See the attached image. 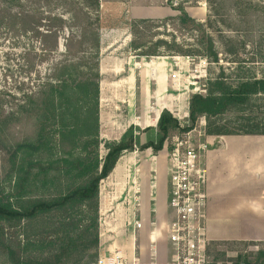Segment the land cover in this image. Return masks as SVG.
<instances>
[{"label":"rangeland","instance_id":"374dc122","mask_svg":"<svg viewBox=\"0 0 264 264\" xmlns=\"http://www.w3.org/2000/svg\"><path fill=\"white\" fill-rule=\"evenodd\" d=\"M154 1L98 0L99 6L94 9L83 0H0V198L7 208L18 213L16 219L19 221L14 226L0 223V264H7L4 256L7 247L21 256L39 255V247H36L39 243L34 241L36 243L29 247L25 240L30 227L24 214L34 203L48 202L52 196L44 176L19 181L17 169L32 162L44 165L76 157L78 152L72 142L83 134H93L94 117L97 136L102 142L118 139L124 132L133 134L128 128L134 120L131 121L125 111V82H118L125 76V57L146 53L147 47H153L158 56L147 60L174 58L177 63L174 71L179 75L177 92L160 91L157 98L151 81L146 96L136 97V114L143 115L146 110L152 113L149 121L133 122L140 129L139 145L158 139L150 122L154 119L153 112L165 111L164 104L172 106V112L178 113L173 117L184 124L187 118L183 114H187L191 96H204L210 79L222 74L227 82L235 83L241 78L263 75L264 0H210V3L206 0H164L163 6L170 5L175 10L171 18L143 20L141 24L142 20L127 18L128 4L144 6L163 0ZM177 9H182L199 28L184 26L179 21L181 13ZM87 34L96 37V46ZM206 36L212 40L216 62L204 56L207 44L204 41L201 44L200 39ZM141 45L144 50L135 49ZM94 74L99 76L97 103L93 100L92 88L84 87V82L88 81L86 77ZM65 85L70 86L66 95L73 101L68 108L61 103L58 92H63ZM50 100L55 118L44 124L47 126L39 140L40 128L50 114L45 112L44 103ZM246 113L264 121V97L253 98ZM237 116L235 112H228L210 122L232 130L237 125ZM207 124L204 117H199L185 137L184 133L172 130L160 152H170L176 140L186 138L195 145H206L203 152L200 150L202 158L209 148L220 146L215 140L207 144L204 135ZM67 131H72V135ZM247 137L245 142L254 149L253 160L264 164V138ZM258 138H262L261 142L252 146ZM237 142L233 146L235 150L246 149ZM24 144L36 148H20L12 156L15 147ZM98 155L99 158L105 155L103 143ZM168 174L167 163V196ZM100 188L98 199H103L109 190L101 182ZM164 205L169 211L167 202ZM253 237H258L257 233L250 234L248 230L242 235L237 233L206 241L204 264H236L240 258H246L250 264H264V256L259 255L264 253L261 239L264 236L251 241ZM164 242L165 247L158 249L161 258H157V264H171V248L167 241Z\"/></svg>","mask_w":264,"mask_h":264},{"label":"crops","instance_id":"0c3cea01","mask_svg":"<svg viewBox=\"0 0 264 264\" xmlns=\"http://www.w3.org/2000/svg\"><path fill=\"white\" fill-rule=\"evenodd\" d=\"M165 1L144 6L128 4L127 18L133 20L171 18L175 10L170 5L163 6ZM196 17L200 15L196 14ZM138 54L133 53L131 57H125V76L118 82L122 84L125 82V111L128 118L134 120L133 122L143 123L150 120L152 113L146 110L143 115L136 114V97H139V94L146 96L151 81L156 88L157 98L160 91L167 93L170 90L172 93L173 83L170 75L177 63L174 58L147 60ZM162 108L173 115L172 106L164 104ZM161 111L153 112L154 119L150 122L153 128H156ZM133 122H130L132 125H129L128 129L133 131L136 149L129 153L125 151V155L118 159L108 177L101 181L109 190L105 199L101 197L98 199L100 230L97 262L103 261V264L116 255L120 258V264H151L150 262L157 264V258H161L158 249L165 247L164 241H167L164 224L170 213L166 210L167 206L164 207L168 202L166 154L160 151L153 154L150 149L137 150L140 129L137 128L138 124ZM133 124L136 126L133 127ZM122 135L118 139L108 141L117 142ZM219 138L220 141L214 137H207L208 144L215 140L214 142L220 146L209 148L201 158V163L206 169L207 201L202 220L204 236L207 241H214L220 236L230 237L237 233L242 235L249 230L250 234L257 233L258 236L253 237L251 241L258 240L264 236V164L253 160L254 149L245 142L247 136ZM261 139H256L252 146L256 147ZM235 142L242 143L246 149L235 150L233 147ZM98 192L101 194V188ZM135 221L141 223L138 230L134 227ZM154 229L159 236L155 238L156 251L153 259L151 245L154 243L152 235ZM261 239L264 241V237Z\"/></svg>","mask_w":264,"mask_h":264},{"label":"trees","instance_id":"16d2710c","mask_svg":"<svg viewBox=\"0 0 264 264\" xmlns=\"http://www.w3.org/2000/svg\"><path fill=\"white\" fill-rule=\"evenodd\" d=\"M84 4L91 8H98V0H83ZM210 3V0H206ZM179 21L185 26L198 27L182 9ZM144 23V21L139 22ZM197 24V25H196ZM89 35V36H88ZM97 45L96 37L87 34V38ZM207 47L204 48V56L213 62L217 61L212 40L209 37L200 39ZM132 46V44H131ZM146 46V45H145ZM202 46V45H201ZM156 47V46H155ZM145 49L143 45L135 48ZM146 59L158 56L156 48L147 47L146 53H139ZM84 87L92 88L93 100L97 103V87L99 83L98 74L86 77ZM83 83V84H84ZM63 92L58 90L61 103L64 107H70L72 100L69 99L70 86L65 85ZM83 90V86L80 87ZM57 94L56 90H52ZM261 95L264 97V73L260 78H241L235 83H229L219 75L207 82L206 94L191 96L187 107V119L181 124L168 111H162L156 124V141H148L139 145L137 150L150 149L153 154L162 150L163 145L172 130L187 133L192 130L196 120L204 117L208 124L205 129L207 137L221 136H255L264 137V121L248 115L247 110L253 98ZM53 98V97H51ZM63 100V101H62ZM51 102V103H50ZM44 103L46 113H50L40 128L39 140L42 139L44 125L55 118L52 109L53 102ZM228 112L238 114L235 129L226 126H214L210 119L218 118ZM61 125V123H60ZM87 128V125H85ZM231 128V127H230ZM93 134L76 137L72 144L78 152L76 157L70 159H58L55 162L42 165L38 162L28 163L23 169H17L18 180L43 177L48 181L47 190H52L50 201L34 203L24 214L25 222L30 227V234L25 236L27 245L39 243V255L28 257L21 256L12 247L5 248L4 256L7 264H95L98 249V191L99 183L108 177L118 159L125 151L136 149L133 135L123 134L119 141H104L97 136V120L94 117ZM131 130V129H130ZM72 135V131H67ZM103 143L105 155L99 158L98 149ZM20 148L35 149L30 144L18 145L13 150L12 156L17 154ZM37 172V173H34ZM45 183V182H44ZM18 213L7 208L0 198V223L5 222L12 226L18 224L16 219ZM17 222V223H16ZM32 241V242H31ZM36 241V242H34ZM42 245V247H41ZM41 248V249H40ZM264 256V253H259ZM243 264H250L246 258H240Z\"/></svg>","mask_w":264,"mask_h":264},{"label":"built area","instance_id":"2783aa9c","mask_svg":"<svg viewBox=\"0 0 264 264\" xmlns=\"http://www.w3.org/2000/svg\"><path fill=\"white\" fill-rule=\"evenodd\" d=\"M172 89L179 90V75L174 71L170 75ZM177 116L178 113H173ZM187 117V114H183ZM184 133L183 136H187ZM182 136V135H181ZM180 136V137H181ZM182 136V137H183ZM180 139V138H179ZM208 144V143H207ZM205 144H198L186 138L176 140L170 152H166L169 166L168 174V208L169 219L164 224L166 240L171 248V264H204L205 242L203 217L207 201L206 169L201 163L200 150H205ZM135 229L141 228L139 221L134 222ZM152 254L155 258V238L158 232L152 231ZM116 255L104 264H120ZM98 264H103L99 261ZM122 264V263H121Z\"/></svg>","mask_w":264,"mask_h":264},{"label":"water","instance_id":"95a60500","mask_svg":"<svg viewBox=\"0 0 264 264\" xmlns=\"http://www.w3.org/2000/svg\"><path fill=\"white\" fill-rule=\"evenodd\" d=\"M239 264H243V263H239Z\"/></svg>","mask_w":264,"mask_h":264}]
</instances>
